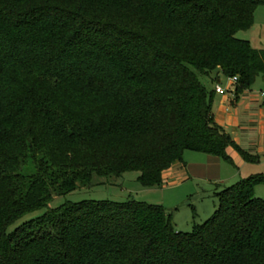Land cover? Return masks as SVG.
Here are the masks:
<instances>
[{
	"label": "trees",
	"instance_id": "16d2710c",
	"mask_svg": "<svg viewBox=\"0 0 264 264\" xmlns=\"http://www.w3.org/2000/svg\"><path fill=\"white\" fill-rule=\"evenodd\" d=\"M263 3L0 0V264H264L263 172L214 193L190 232L135 200L48 207L93 175L161 188L185 151L256 163L215 123L206 80L236 77L238 98L264 76L237 37Z\"/></svg>",
	"mask_w": 264,
	"mask_h": 264
},
{
	"label": "rangeland",
	"instance_id": "374dc122",
	"mask_svg": "<svg viewBox=\"0 0 264 264\" xmlns=\"http://www.w3.org/2000/svg\"><path fill=\"white\" fill-rule=\"evenodd\" d=\"M258 10V18L255 20L253 26L249 30L239 32L237 37L242 40H248L254 49L264 51V13H260L263 12L264 8L261 7ZM215 76V72L211 73V79ZM260 77L250 88L254 93H260L258 90L260 87ZM204 78L200 76L203 83L205 82ZM218 78L220 86L225 89L228 80L221 74H218ZM213 82V80H206L207 87L214 85ZM190 154H192L191 156L202 155L195 152H191ZM226 155L230 159V162L216 157V161L219 164L207 168L208 174L202 176L200 174H198L199 176L192 174L191 172L194 169L197 171H201L202 169L198 165L188 164L184 158L185 169L177 170L171 177H167L165 174L167 170L162 173L161 188H150L143 185L139 180V172L135 170L126 171L118 178H105L93 175L89 187L79 188L65 196L54 197L48 204V207L56 208L65 202H125L127 200H135L162 206L171 216V222L176 231L190 232L192 231L193 221L196 224L203 223L211 217L216 209L217 198L214 196V193L220 192L223 187L215 186L212 188V183L222 181L224 182V187H228L241 179L249 177L245 169L240 170L237 166V159L235 160V158H241V156L236 150L227 148ZM248 168L255 169L256 167L253 163L252 165L248 164ZM254 195L259 199H264V184L257 186ZM44 212L45 209H39L27 214L15 226L11 227L10 230L23 221L41 216Z\"/></svg>",
	"mask_w": 264,
	"mask_h": 264
},
{
	"label": "crops",
	"instance_id": "0c3cea01",
	"mask_svg": "<svg viewBox=\"0 0 264 264\" xmlns=\"http://www.w3.org/2000/svg\"><path fill=\"white\" fill-rule=\"evenodd\" d=\"M261 7L264 8V3L256 9L254 13V22L258 18V9ZM260 13H264V10ZM258 78L259 77L255 80V83ZM226 79L228 80V78ZM214 85H220V81H216ZM214 85H211V87ZM259 85L260 87L258 90L260 93H254L251 89H247L244 90L238 98H235L233 92L234 85L228 81L226 88L223 89V94L215 93L213 103V117L215 123L222 127L242 150L258 158V161L254 163L255 169L248 168V164L250 163H246L243 159L235 158V160L237 159V166L240 170L245 169L247 172L246 174H249V176L257 173H264V96L261 95L264 93V76L260 77ZM215 86L213 87L214 89ZM229 149L231 148L229 147ZM191 152L193 151H185L183 159L185 158L188 164L192 163L194 166L198 165L201 167V171L194 169L191 172L194 175H206L208 174L207 168L219 164L214 156L202 153H199L202 154L200 156H191ZM183 169H185V163L183 165L177 163L168 169L165 174L167 177H171L177 170ZM211 186L212 188L215 186L224 187V182L212 183ZM256 189L257 186L254 189V193Z\"/></svg>",
	"mask_w": 264,
	"mask_h": 264
},
{
	"label": "built area",
	"instance_id": "2783aa9c",
	"mask_svg": "<svg viewBox=\"0 0 264 264\" xmlns=\"http://www.w3.org/2000/svg\"><path fill=\"white\" fill-rule=\"evenodd\" d=\"M228 81L231 84H235L237 82V78L232 77V78H229ZM214 90H215V93H217V94H223L224 93V90L220 85H216ZM261 95L264 96V93H262Z\"/></svg>",
	"mask_w": 264,
	"mask_h": 264
}]
</instances>
